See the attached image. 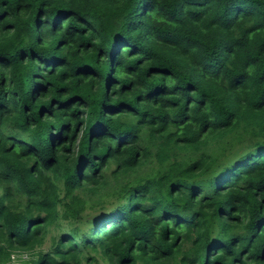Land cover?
I'll return each instance as SVG.
<instances>
[{
	"label": "trees",
	"instance_id": "trees-1",
	"mask_svg": "<svg viewBox=\"0 0 264 264\" xmlns=\"http://www.w3.org/2000/svg\"><path fill=\"white\" fill-rule=\"evenodd\" d=\"M23 255L264 264V0H0V264Z\"/></svg>",
	"mask_w": 264,
	"mask_h": 264
},
{
	"label": "built area",
	"instance_id": "built-area-1",
	"mask_svg": "<svg viewBox=\"0 0 264 264\" xmlns=\"http://www.w3.org/2000/svg\"><path fill=\"white\" fill-rule=\"evenodd\" d=\"M23 256L26 257V255H23ZM23 256H22V257H23ZM22 257H20L19 260L24 259V258H22ZM12 259H14V260H18V257H16L15 255H12ZM25 259H27V257H26Z\"/></svg>",
	"mask_w": 264,
	"mask_h": 264
},
{
	"label": "rangeland",
	"instance_id": "rangeland-1",
	"mask_svg": "<svg viewBox=\"0 0 264 264\" xmlns=\"http://www.w3.org/2000/svg\"><path fill=\"white\" fill-rule=\"evenodd\" d=\"M22 258H24V259H21V261H20V262L23 264V263H24V261H22V260H25V258H26V257H25V256H23Z\"/></svg>",
	"mask_w": 264,
	"mask_h": 264
}]
</instances>
